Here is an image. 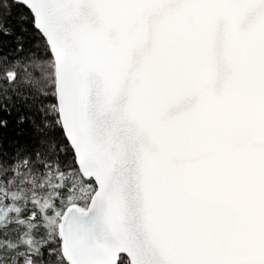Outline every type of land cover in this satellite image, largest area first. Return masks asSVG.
<instances>
[{
	"label": "snow or ice",
	"instance_id": "snow-or-ice-1",
	"mask_svg": "<svg viewBox=\"0 0 264 264\" xmlns=\"http://www.w3.org/2000/svg\"><path fill=\"white\" fill-rule=\"evenodd\" d=\"M0 264H264V0H0Z\"/></svg>",
	"mask_w": 264,
	"mask_h": 264
}]
</instances>
